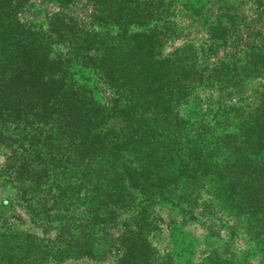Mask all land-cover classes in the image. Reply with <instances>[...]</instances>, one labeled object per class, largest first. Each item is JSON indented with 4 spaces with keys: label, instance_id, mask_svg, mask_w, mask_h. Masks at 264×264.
<instances>
[{
    "label": "rangeland",
    "instance_id": "374dc122",
    "mask_svg": "<svg viewBox=\"0 0 264 264\" xmlns=\"http://www.w3.org/2000/svg\"><path fill=\"white\" fill-rule=\"evenodd\" d=\"M121 1L143 12L145 23L132 31H151L159 55L175 56L178 72L193 60L203 72L201 85L188 92L177 120L184 129L182 139L190 128L202 130L207 148L199 163L204 170L187 176L180 162L185 161L187 145L181 149V141L168 142L164 150L165 140L160 138L154 143L153 159L148 157L146 163L162 164L163 175L147 181L138 176L128 195L132 207L105 219L95 241L110 255L65 264H119L123 245L143 227L142 211L150 217L147 238L158 263L213 264L218 257L237 264H264V246L254 242L264 235V218L240 210L232 194V143L238 141L234 134L264 96V76L257 73L264 67V0ZM99 4L100 0H28L18 14V24L49 39L52 54L63 62L75 85L96 103L111 106L119 92L80 57L92 36L110 38L121 33L117 24L103 20ZM234 74L242 80H232ZM233 104L240 109V118H232ZM160 134L173 138L175 133L164 129ZM35 155L28 152L23 159L11 149L0 151V232L25 234L54 247L82 242L87 217L81 208L54 210L53 194L44 185L39 193L30 194L24 183L9 177L12 170L24 167L38 171L43 166L41 171H47V160ZM109 161L104 158L95 165L108 168Z\"/></svg>",
    "mask_w": 264,
    "mask_h": 264
},
{
    "label": "trees",
    "instance_id": "16d2710c",
    "mask_svg": "<svg viewBox=\"0 0 264 264\" xmlns=\"http://www.w3.org/2000/svg\"><path fill=\"white\" fill-rule=\"evenodd\" d=\"M27 1L0 0V151L11 149L23 159L30 152L47 160V171H41L43 166L38 171L23 166L9 177L24 183L30 194L39 193L44 185L53 194L54 210L81 208L87 217V234L82 242L54 247L25 234L0 232V264H65L101 258L110 253L95 242L105 219L132 207L128 195L138 176L147 181L164 173L162 164L146 163L148 157L153 159L154 143L163 138L165 150L166 143L181 141V149L187 145L185 161H180L187 176L204 170L199 163L207 148L202 130L190 128L182 139L184 129L177 120L179 107L188 92L201 85L203 72L194 60L178 72L175 56L159 55L151 31L133 32L146 21L138 7L121 0H100L103 20L121 29L110 38L92 36L81 49L80 57L119 92L111 106L100 105L75 85L63 62L52 54L49 39L18 24ZM257 73L264 76V67ZM238 76L232 75V80ZM238 110L233 104L232 118L241 117ZM248 114L234 134L238 141L232 143V194L240 210L264 218V96ZM164 129L173 130L174 137L161 136ZM63 151L66 154L60 156ZM104 158L110 160L109 167L98 168L97 161ZM83 196L89 202L80 201ZM141 217L143 227L123 245L119 264H164L152 257L149 214L142 211ZM256 241L264 246V235ZM213 259V264H237L228 258Z\"/></svg>",
    "mask_w": 264,
    "mask_h": 264
}]
</instances>
